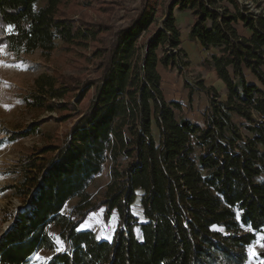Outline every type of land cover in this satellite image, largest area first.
<instances>
[{
  "label": "trees",
  "instance_id": "1",
  "mask_svg": "<svg viewBox=\"0 0 264 264\" xmlns=\"http://www.w3.org/2000/svg\"><path fill=\"white\" fill-rule=\"evenodd\" d=\"M72 2L0 0V45L50 54L60 41L94 73L43 74L25 97L74 122L17 161L5 189L20 202L5 210L0 264H28L39 250L53 251L44 264H245L264 233V0H141L121 26L76 19L63 10ZM176 9L193 16L189 39L216 50L203 65L227 89L222 99L199 81L210 96L204 125L182 116L162 87L160 67L190 66ZM50 118L8 140L40 132ZM108 163L110 182L94 197L89 187ZM139 190L144 221L132 211ZM101 208L106 222L118 213L111 240L80 229Z\"/></svg>",
  "mask_w": 264,
  "mask_h": 264
},
{
  "label": "rangeland",
  "instance_id": "2",
  "mask_svg": "<svg viewBox=\"0 0 264 264\" xmlns=\"http://www.w3.org/2000/svg\"><path fill=\"white\" fill-rule=\"evenodd\" d=\"M168 4L170 0H163ZM141 0H74L65 5L63 10L76 19L111 23L121 26L128 23L134 16L135 9L139 7ZM42 3H39V6ZM177 25L181 31L183 47L188 53L190 66L186 69L161 68L162 87L168 100H174L181 104L182 116L193 122L204 125V114L210 105V96L200 90L199 81L203 80L206 86H215L222 99L227 98V89L223 81H220L215 72L203 65V60L209 58L216 50H205L199 43L189 39L190 27L193 16L189 11L175 10ZM242 34L249 33L241 25ZM64 74L68 76H80L88 78L94 75L90 65L76 53H66L62 43L57 41V49L44 54L40 51L32 53L14 54L6 45H0V234L6 229L8 221L4 220L5 210L19 204L20 200L13 195L11 190L5 187L15 183L18 175L13 169L21 156L29 153L34 147L41 146L48 141L59 140L70 129L74 118L59 119L61 113L31 108L25 105V97L35 90L36 80L43 74ZM249 81H255V76L246 71ZM88 103V99L82 106ZM179 114V112H177ZM52 116V117H51ZM51 117V118H50ZM59 117V118H58ZM48 119L41 126L40 132L11 141L8 134L20 131L26 126L41 119ZM154 134L159 138L157 127L154 126ZM200 152L197 148L196 154ZM110 182V163L103 172L98 175L89 187L94 197H98ZM142 192H137V198L132 211L140 221H144L141 207ZM75 198L69 201L65 212L69 213L77 203ZM119 224L118 213L114 212L108 222L104 219V208L91 213L84 226L92 228L98 238H109L114 235ZM50 233L58 239V230L50 229ZM136 233L141 238L142 233L136 228ZM248 247V260L245 264H264V247L260 237ZM53 251L39 250L30 259L28 264L46 263Z\"/></svg>",
  "mask_w": 264,
  "mask_h": 264
},
{
  "label": "crops",
  "instance_id": "3",
  "mask_svg": "<svg viewBox=\"0 0 264 264\" xmlns=\"http://www.w3.org/2000/svg\"><path fill=\"white\" fill-rule=\"evenodd\" d=\"M192 23H193V20H192ZM192 25V24H191ZM241 27L243 28V26H242V24H241ZM244 29V28H243ZM245 30V29H244ZM247 31V30H246ZM248 32V31H247ZM249 33V32H248ZM161 68H163V67H160L159 68V70H160V73H161ZM162 75V74H161ZM221 81V80H220ZM202 125V124H201ZM139 191H141V190H139ZM142 192V191H141ZM87 221V220H86ZM86 221L80 226V229H83V230H85V229H90V230H93L92 228H90V227H87V226H84V224L86 223ZM94 231V230H93ZM113 237V236H112ZM112 237H111V239H112ZM101 239H109V238H101ZM111 239H109V240H111Z\"/></svg>",
  "mask_w": 264,
  "mask_h": 264
},
{
  "label": "snow or ice",
  "instance_id": "4",
  "mask_svg": "<svg viewBox=\"0 0 264 264\" xmlns=\"http://www.w3.org/2000/svg\"><path fill=\"white\" fill-rule=\"evenodd\" d=\"M8 30L9 31L12 30V26L11 25L8 26ZM260 239H261V241H264V236H261ZM261 247H264V243L261 244Z\"/></svg>",
  "mask_w": 264,
  "mask_h": 264
},
{
  "label": "water",
  "instance_id": "5",
  "mask_svg": "<svg viewBox=\"0 0 264 264\" xmlns=\"http://www.w3.org/2000/svg\"><path fill=\"white\" fill-rule=\"evenodd\" d=\"M2 235V233L0 234V236Z\"/></svg>",
  "mask_w": 264,
  "mask_h": 264
}]
</instances>
